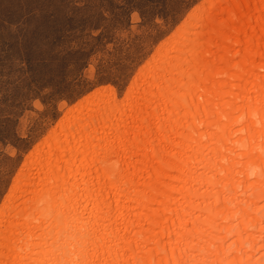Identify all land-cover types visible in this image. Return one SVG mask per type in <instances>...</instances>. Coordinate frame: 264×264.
<instances>
[{
	"label": "bare ground",
	"instance_id": "obj_1",
	"mask_svg": "<svg viewBox=\"0 0 264 264\" xmlns=\"http://www.w3.org/2000/svg\"><path fill=\"white\" fill-rule=\"evenodd\" d=\"M0 264H264V0H207L121 109L74 108L0 210Z\"/></svg>",
	"mask_w": 264,
	"mask_h": 264
},
{
	"label": "rangeland",
	"instance_id": "obj_2",
	"mask_svg": "<svg viewBox=\"0 0 264 264\" xmlns=\"http://www.w3.org/2000/svg\"><path fill=\"white\" fill-rule=\"evenodd\" d=\"M207 0H0V210L28 158L86 99L121 109Z\"/></svg>",
	"mask_w": 264,
	"mask_h": 264
}]
</instances>
